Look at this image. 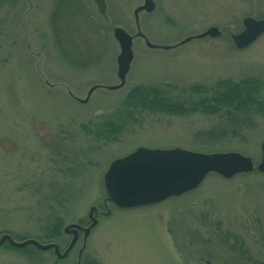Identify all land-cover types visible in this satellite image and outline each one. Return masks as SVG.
<instances>
[{"label": "rangeland", "instance_id": "rangeland-1", "mask_svg": "<svg viewBox=\"0 0 264 264\" xmlns=\"http://www.w3.org/2000/svg\"><path fill=\"white\" fill-rule=\"evenodd\" d=\"M60 1L31 0L29 9V0H0V235L45 236L56 216L64 225L86 220L94 205L97 223L80 264H264V172L209 173L189 192L127 209L105 201L102 181L109 162L137 146L231 150L258 162L264 109L236 132L208 138L197 132L217 125V115L136 108L126 93L168 84L173 94L196 99L191 86L250 75L264 86V31L242 49L230 37L244 16L264 18V0H153L154 9L139 14L149 41L174 44L212 25L220 35L168 50L136 38L124 85L96 88L85 102L72 95L83 99L92 84L117 83L112 27L133 33L132 12L142 0H106L108 23L89 0H80L86 17L75 0L61 14ZM113 122L117 133L100 140L97 130ZM80 244L46 264H74ZM29 259L22 248L0 246V264Z\"/></svg>", "mask_w": 264, "mask_h": 264}, {"label": "water", "instance_id": "water-1", "mask_svg": "<svg viewBox=\"0 0 264 264\" xmlns=\"http://www.w3.org/2000/svg\"><path fill=\"white\" fill-rule=\"evenodd\" d=\"M96 8L97 14L108 22L107 3L105 0H91ZM153 0H142V3L133 9L135 32L130 33L120 25L112 27V35L118 45L116 55V77L115 84H92L85 98L72 97L80 102H85L91 92L96 88L116 90L125 83L126 74L129 71L133 59V41L136 37H142L144 43L151 49L168 50L180 46L191 39L206 36L217 37L221 31L218 26L212 25L204 31L195 35H188L174 44H159L151 42L141 31L139 25V14L150 12L154 9ZM264 31V18L244 16L242 18V29L231 32L230 37L234 46L242 49L251 44ZM261 155L257 163L246 154L238 151H210L200 152L178 146L169 148H149L137 146L127 154L112 159L107 165L102 181L105 190V201L111 202L118 208H134L160 202L172 196H179L195 189L208 173H216L224 178H230L239 173H248L256 169L264 172V138L260 144ZM108 213V207L105 204ZM97 209L91 205L88 209L90 222L87 226L71 222L63 227L65 234H71V239L63 251H60L56 242H41L35 238L27 237L21 240L14 239L9 233L0 235V246L5 242L13 248H23L32 245L38 250L52 249L57 258L63 259L73 248L79 231H82V244L77 252L79 264L81 254L85 248L86 239L91 229L97 223L93 212Z\"/></svg>", "mask_w": 264, "mask_h": 264}, {"label": "trees", "instance_id": "trees-1", "mask_svg": "<svg viewBox=\"0 0 264 264\" xmlns=\"http://www.w3.org/2000/svg\"><path fill=\"white\" fill-rule=\"evenodd\" d=\"M76 8L83 16H89L82 0H75ZM67 0L62 3V9ZM66 7V6H65ZM193 93L198 91L200 95L196 99L190 97H181L173 94L168 84H142L135 85L128 89L126 99L135 102L132 106L141 109H151L164 111L168 113H183L189 111H199L217 115L219 122L213 127L198 131L197 135L208 138L217 137L225 132H236L238 127L251 121L254 113H259L264 109V86L260 78L247 76L241 80L230 78L219 79L213 86L194 85ZM112 124V125H111ZM120 123H110L108 130L99 129L100 140H107L112 134L117 133ZM80 224L86 225L88 220L78 219ZM64 225L63 217H55L46 226L45 236L36 237L43 242H57L60 249L63 250L68 242V236L62 232ZM48 230V231H47ZM47 231V233H46ZM15 239L25 237H16L8 232ZM4 246H9L6 242ZM22 250L29 256L33 264H46L54 256L52 250H38L32 245H27ZM88 263V262H87ZM89 264V263H88ZM92 264H95L92 262Z\"/></svg>", "mask_w": 264, "mask_h": 264}, {"label": "flooded vegetation", "instance_id": "flooded-vegetation-1", "mask_svg": "<svg viewBox=\"0 0 264 264\" xmlns=\"http://www.w3.org/2000/svg\"><path fill=\"white\" fill-rule=\"evenodd\" d=\"M63 1L64 0H61L60 2H59V7H60V13L62 12V3H63ZM90 1V0H89ZM91 2V4L93 5V8L95 9V11H96V8H95V6H94V4H93V2L92 1H90ZM107 3V2H106ZM31 6H32V3H31V0H29V9H31ZM96 13H97V11H96ZM62 14V13H61ZM98 15V14H97ZM97 210H95V212H96ZM101 212H104V211H101ZM68 236H69V239H70V235L69 234H67ZM80 239V241H81V244H82V233H81V231L79 232V234H78V238H77V240H76V242L78 241ZM76 244V243H75ZM81 244H80V246H81ZM75 246V245H74ZM80 248V247H79ZM72 250V249H71ZM71 250L69 251V253L71 252ZM77 252H78V250H77ZM69 253L67 254V256L69 255ZM66 256V257H67ZM81 256H82V254H81ZM65 257V258H66ZM64 259V258H63ZM80 264V263H79Z\"/></svg>", "mask_w": 264, "mask_h": 264}]
</instances>
